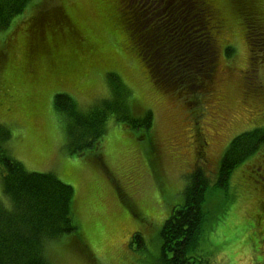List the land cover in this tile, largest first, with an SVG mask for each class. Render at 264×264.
Instances as JSON below:
<instances>
[{"label": "rangeland", "instance_id": "rangeland-1", "mask_svg": "<svg viewBox=\"0 0 264 264\" xmlns=\"http://www.w3.org/2000/svg\"><path fill=\"white\" fill-rule=\"evenodd\" d=\"M213 1L224 17L215 73L209 89L192 96L152 80L118 25V0H33L0 26V132L7 135L0 144L25 169L53 172L73 187L74 221L89 247L86 255L65 249L68 235L51 240L53 264H154L164 219L183 204L197 169L207 179L202 208L214 218L195 249L203 264H264V62L250 58L233 0ZM252 1L264 21V0ZM53 5L63 25L38 35V12ZM56 93L68 94L82 113L105 100L129 107L135 127L113 112L97 149L82 151L84 141L70 138L78 150L71 152ZM251 129L263 141L218 187L227 146ZM1 178L0 168V204L9 207Z\"/></svg>", "mask_w": 264, "mask_h": 264}, {"label": "trees", "instance_id": "trees-1", "mask_svg": "<svg viewBox=\"0 0 264 264\" xmlns=\"http://www.w3.org/2000/svg\"><path fill=\"white\" fill-rule=\"evenodd\" d=\"M31 1L0 0V26L9 25ZM233 3L232 13L244 28L250 58L256 63L264 62V21L255 11V3L252 0ZM215 4L213 0H118V25L159 87L191 96L209 89L218 54L216 36L224 26V17ZM38 14L37 31L33 29L38 35L44 29L53 35L58 30L54 25H63L57 5ZM230 51V47L223 49L226 54ZM107 75L113 83L116 75L112 72ZM118 96L124 98L122 92H116L117 100ZM53 100L55 107L66 115V146L71 152L78 150L72 149L70 138L74 142L84 141L82 151L97 149L105 130L104 122L113 112L117 120L135 127L130 108L122 110L120 104L113 106L109 100L93 106L86 114L77 109L68 94L56 93ZM150 115L146 111L140 118L143 128L148 127ZM2 133L0 142L7 138ZM260 140L263 141L253 129L233 138L220 160L218 187L227 185L229 172L257 149ZM96 155L99 159L100 154ZM0 168L3 192L11 202L9 207L0 204V264H53L46 245L64 235H68L62 242L65 249L89 254L83 233L74 221L73 187L68 182L53 172L25 169L1 144ZM206 186L207 179L201 171L191 173L182 192L183 204L173 208L161 226L160 255L154 264L204 263L206 258L195 249L201 235L214 226L213 216L202 208ZM253 214L260 216L257 211Z\"/></svg>", "mask_w": 264, "mask_h": 264}, {"label": "flooded vegetation", "instance_id": "flooded-vegetation-1", "mask_svg": "<svg viewBox=\"0 0 264 264\" xmlns=\"http://www.w3.org/2000/svg\"><path fill=\"white\" fill-rule=\"evenodd\" d=\"M40 15V14H39Z\"/></svg>", "mask_w": 264, "mask_h": 264}]
</instances>
